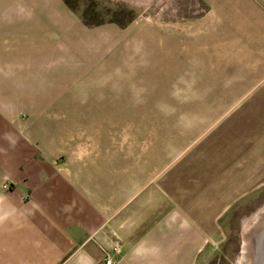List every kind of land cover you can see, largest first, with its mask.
I'll return each mask as SVG.
<instances>
[{
  "label": "rangeland",
  "instance_id": "obj_1",
  "mask_svg": "<svg viewBox=\"0 0 264 264\" xmlns=\"http://www.w3.org/2000/svg\"><path fill=\"white\" fill-rule=\"evenodd\" d=\"M40 2L55 30L24 56L48 91L24 97L41 108L22 113L24 136L102 171L116 264H243L264 214V65L240 56V0Z\"/></svg>",
  "mask_w": 264,
  "mask_h": 264
},
{
  "label": "crops",
  "instance_id": "obj_2",
  "mask_svg": "<svg viewBox=\"0 0 264 264\" xmlns=\"http://www.w3.org/2000/svg\"><path fill=\"white\" fill-rule=\"evenodd\" d=\"M240 7V56L264 65V0H240ZM50 17L40 0H0V264H94L119 244V199L104 193L102 171L89 169L82 153L59 162L55 151L33 152L24 136L22 113L41 109L24 97L48 91L24 48L39 44V33L49 39ZM87 139L100 137L90 131ZM86 152L101 154L98 147ZM179 152L160 159L165 164Z\"/></svg>",
  "mask_w": 264,
  "mask_h": 264
},
{
  "label": "bare ground",
  "instance_id": "obj_3",
  "mask_svg": "<svg viewBox=\"0 0 264 264\" xmlns=\"http://www.w3.org/2000/svg\"><path fill=\"white\" fill-rule=\"evenodd\" d=\"M243 264H264V216L258 215L244 231Z\"/></svg>",
  "mask_w": 264,
  "mask_h": 264
},
{
  "label": "built area",
  "instance_id": "obj_4",
  "mask_svg": "<svg viewBox=\"0 0 264 264\" xmlns=\"http://www.w3.org/2000/svg\"><path fill=\"white\" fill-rule=\"evenodd\" d=\"M11 187L10 183H5L3 185V188L5 190H9ZM121 251L120 245L116 244L112 246L110 249H107L104 251V257L101 259L99 264H116V258L119 255Z\"/></svg>",
  "mask_w": 264,
  "mask_h": 264
},
{
  "label": "trees",
  "instance_id": "obj_5",
  "mask_svg": "<svg viewBox=\"0 0 264 264\" xmlns=\"http://www.w3.org/2000/svg\"><path fill=\"white\" fill-rule=\"evenodd\" d=\"M65 2L67 5L72 6L70 0H65Z\"/></svg>",
  "mask_w": 264,
  "mask_h": 264
},
{
  "label": "water",
  "instance_id": "obj_6",
  "mask_svg": "<svg viewBox=\"0 0 264 264\" xmlns=\"http://www.w3.org/2000/svg\"><path fill=\"white\" fill-rule=\"evenodd\" d=\"M259 215H260V216H263L264 214L261 213V214H259Z\"/></svg>",
  "mask_w": 264,
  "mask_h": 264
}]
</instances>
